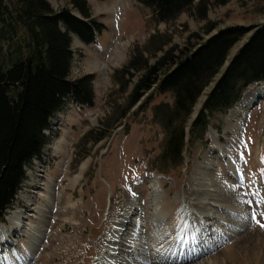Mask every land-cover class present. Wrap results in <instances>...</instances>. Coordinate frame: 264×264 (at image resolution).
Listing matches in <instances>:
<instances>
[{
    "label": "rangeland",
    "instance_id": "obj_1",
    "mask_svg": "<svg viewBox=\"0 0 264 264\" xmlns=\"http://www.w3.org/2000/svg\"><path fill=\"white\" fill-rule=\"evenodd\" d=\"M46 1L56 12L68 8L83 17L71 0ZM85 1L104 29L94 44L72 37L70 77L91 78L94 103L92 107H78L67 100L50 119V128L45 131L49 140L42 156L26 166L16 202L5 216L6 223L11 212L23 213V233H9L8 243L0 246V264H45L47 258L49 264H59L61 259L65 264H115L112 257L108 258L106 246H102L112 239L122 241L114 250L124 251L120 262L138 264L134 259L136 247L143 249L144 243L153 240V248L161 246L152 216L155 194L160 196L162 222L154 221L170 232L164 243H172L174 256L203 253L184 264H210L215 256L225 259L223 264H259L253 254L259 253V240L264 238V227L257 223H264V99L248 106L241 103L251 87L264 90L263 82L249 85L227 112L212 113L205 132L191 130L214 85L211 82L187 123L182 161L177 166L159 158L165 133L151 111L154 104L172 103L171 94L153 93L150 102H143L147 94L117 127H106L101 121L112 112L117 115L126 104L135 77L128 82L125 76L121 84L117 79L131 57L143 54L153 63L162 54L156 52L160 47L181 49L196 43V38L190 39L193 33L204 39L225 27L264 24V0H227L225 4L211 0L205 20L187 11L168 22H156L152 11L137 0ZM14 2L3 0L1 4L4 8ZM6 24L0 20L2 29ZM16 27L14 43L26 36L22 27ZM209 27L212 30L208 34ZM244 41L245 38L229 51L228 58ZM2 45L6 48V44ZM125 84L128 87L123 89ZM235 190L239 196L233 199L230 194ZM65 194L80 207L82 214L78 217L60 213L64 204H57L56 199L58 195L63 199ZM129 198L134 201L131 205ZM41 206L47 212L44 219L39 214ZM128 206L135 212L129 220L138 222V226L125 225L123 229L128 230L123 235L114 222L123 218ZM75 223H80L79 227ZM183 223L187 229L182 235L191 242L186 250L176 242L177 230ZM34 228L40 231L28 238L24 231ZM59 229L63 230L64 242L55 252ZM71 238L77 244L64 257L63 247ZM150 252L143 256L149 258ZM262 260L264 264V256Z\"/></svg>",
    "mask_w": 264,
    "mask_h": 264
},
{
    "label": "trees",
    "instance_id": "obj_2",
    "mask_svg": "<svg viewBox=\"0 0 264 264\" xmlns=\"http://www.w3.org/2000/svg\"><path fill=\"white\" fill-rule=\"evenodd\" d=\"M14 1L3 8V0H0V9L4 10L0 20L7 22L10 29L0 27V222L5 221L7 211L16 201L26 177V166L35 157L42 156L49 140L45 131L50 128V119L63 109L67 100L78 107H92L91 78L70 77L74 56L72 37L88 45L94 44L104 29L85 0H71L82 18L68 8L56 12L46 0ZM137 1L152 11L156 22L172 21L187 11L192 17L205 20L211 2ZM16 25L24 29L26 36L14 43ZM211 30L209 27L206 32L209 34ZM191 38H196L198 43L181 49L177 46L158 48L156 52L162 51V54L155 57L153 63L143 54L131 57L117 79L121 84V78L128 76L131 82L135 77L126 104L117 115L112 112L101 121L106 127H117L146 94L143 102H150L153 92L171 94L172 103L154 104L151 111L165 133L159 158L173 166L182 161L187 123L199 97L211 82L214 81V85L191 130L205 132L212 113L227 112L249 85L264 82V24L229 26L204 39L196 33ZM244 38L237 52L228 58L229 51ZM2 44H6V48ZM127 87L125 84L123 89Z\"/></svg>",
    "mask_w": 264,
    "mask_h": 264
},
{
    "label": "bare ground",
    "instance_id": "obj_3",
    "mask_svg": "<svg viewBox=\"0 0 264 264\" xmlns=\"http://www.w3.org/2000/svg\"><path fill=\"white\" fill-rule=\"evenodd\" d=\"M259 98L264 99V90H262V88L251 87L244 94L241 104L243 106H245V105L248 106L252 102H256L257 99H259ZM82 168H83V166H82ZM156 192H157V190H156ZM238 196H239V193H238L237 190H235V192L230 194V197L233 198V199H236ZM133 197L135 198V196H133ZM132 198L131 199L129 198L130 199L129 200V204L130 205L133 204V202H134L132 200ZM159 199H160V196L158 194H155L154 197H153L155 209H154V211L152 213V216H153V219L157 223H161L162 222L161 219H160V215H159V211L161 210V200H159ZM222 199L225 200V197H223ZM56 200H57V204H64V206H63L62 210L60 211V213L65 214V215H71L73 218L78 217V215L80 213L82 214L80 207L78 206V204L75 201L72 200L71 196H68V195L65 194L63 196V199H62V196L58 195ZM228 200H230V199L228 198ZM32 201L35 202V200H32ZM149 202H150V199H149ZM48 207L50 209L51 206L48 205ZM246 207H248V206L246 205ZM40 209L41 210L39 211V214L41 216H43V219H44L46 217V213H47V212H45L46 208L41 206ZM134 213L135 212H133L132 206H128V208H126V210H125V214L123 215V218H121L119 220H116V222H114L116 224V226H118V228H117L118 232H122V234L124 235L125 231L128 230L127 228H126V230L123 229L125 225H127L128 227H130L131 225L138 226V222H134L132 220H129V218L131 217V214H134ZM6 219H7L6 223L0 224V238H2V239H0V246L5 245V244L8 243V241H6V239L9 238V233L22 232L23 228L25 227V226H23V223H22L23 222V213H21V212H19V213L11 212V214H9ZM154 220H153V222H154V224L157 227V232H155V234L157 235L156 238L158 239L157 241L160 242L161 246L159 248H157V247L153 248V247H155V246H153V244L156 243L153 240V242H155V243L150 242V241H148L150 243H148V242L146 244L144 243V248L143 249H140V248H137V247H136L137 248L136 249L134 247L136 252L138 253L136 258H134V259H135V261L138 264H140V262H141V264L142 263L143 264H167V263H169V264H177L179 262L184 264V263L190 262V261H192V260H194L196 258L198 259V257L202 256L203 253H193L192 255L185 254V255H182L181 257L179 255L174 256L175 247H173L172 243H168V242L164 243V237L167 234H170V232H167L164 229H162L161 226L159 224H157ZM158 221H161V222H158ZM79 225H80V223L79 224L75 223L74 226L75 227H79ZM186 229H187V225L185 223L180 225L178 230H177L179 233H178V235L176 237V242L179 241L182 244L181 248H183V246H184L185 250L188 248V246H190V243H191L188 240L187 235H186V237L182 235L183 233L185 234ZM39 231L40 230H37V229H35V230L26 229V231H24V233L26 232L25 235L27 234L26 236L28 238L29 237L31 238V236L36 235ZM131 231L129 233L130 235H133L134 237H138L140 239V235H135L136 233L135 234H131L132 233ZM62 232H63V230L59 229L57 239L55 240V242H57V244H56L57 248L53 250L55 252L60 248L61 245H63L64 239L61 236ZM49 241H50V239L48 240V243H49ZM32 242H34V244H35V241H32ZM121 242H122L121 240L120 241H116V239L115 240L112 239V240L109 241V244H106V242L104 244L102 243V246H106L107 251H108V253H107L108 258L112 257L111 260L115 261V264H129L126 260H123V259H122L123 261L120 262L121 254H122V252H124V251H122V248H120V250L117 251V252L114 251V250H116L118 248V245ZM259 242H260L258 244L259 253L256 252V253L253 254V260L255 262L258 260L259 264H263V260L262 259H263V256H264V253H263V251H264V238L260 239ZM76 244H77V241H75L73 238H71L69 243H68V245H66V247H63V249L66 250V251L63 252V256L65 257L67 254L71 253L73 251L74 246H76ZM174 246H176V245H174ZM53 248H54V246H53ZM262 248H263V251H262ZM148 250L151 251L150 252L151 256L149 258L145 257V256L148 255L146 253ZM144 254H146V255L143 256ZM169 255H171V256H169ZM166 256H168V257H166ZM211 258H212V256H211ZM48 261H49V259L47 258L44 261L45 264L46 263L49 264ZM223 261H226V260L224 259ZM223 261L218 260L217 257L215 256L214 259H212L210 264H223L224 263ZM1 264H6V263L4 262V263H1ZM59 264H65V262L61 259ZM102 264H104V263H102Z\"/></svg>",
    "mask_w": 264,
    "mask_h": 264
},
{
    "label": "snow or ice",
    "instance_id": "obj_4",
    "mask_svg": "<svg viewBox=\"0 0 264 264\" xmlns=\"http://www.w3.org/2000/svg\"><path fill=\"white\" fill-rule=\"evenodd\" d=\"M257 223L260 224L261 227H264V223H261L259 220H257ZM2 239V238H0Z\"/></svg>",
    "mask_w": 264,
    "mask_h": 264
}]
</instances>
